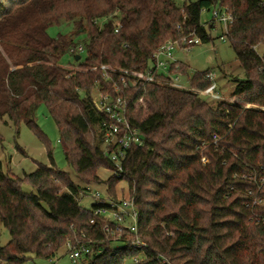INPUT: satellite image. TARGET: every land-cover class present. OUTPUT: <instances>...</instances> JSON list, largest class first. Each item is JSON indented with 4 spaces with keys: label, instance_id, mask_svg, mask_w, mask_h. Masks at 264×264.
I'll return each instance as SVG.
<instances>
[{
    "label": "trees",
    "instance_id": "16d2710c",
    "mask_svg": "<svg viewBox=\"0 0 264 264\" xmlns=\"http://www.w3.org/2000/svg\"><path fill=\"white\" fill-rule=\"evenodd\" d=\"M217 5L233 16L228 40L245 78L235 79L236 102L213 105L171 86L170 76L152 64L167 40H213L201 16ZM63 23L76 27L71 37L49 35L51 26ZM81 35L84 58L70 53ZM263 39L264 0H0V121L8 116L16 127L25 123L42 136L36 115L45 105L67 162L90 182L100 168L112 167L92 90L113 91L120 69L151 70L158 79L128 84L123 92L145 145L130 150L121 177L108 179L110 192L124 179L135 198L139 235L148 243L139 264H264V204H254L255 195L264 198V185L259 190L250 178L264 174V52L257 50ZM67 52L79 70L61 65ZM102 65L116 69H108L112 80ZM175 65L188 74V65L177 61L172 70ZM209 72H196L190 87L211 86ZM48 154L51 165L38 163L24 177L0 164V225L11 235L0 246V264H23L31 255L50 260L82 232L102 236L92 211L77 199L87 188L57 168L50 145ZM24 183L35 192L25 191ZM140 254L130 245L106 244L86 264H124Z\"/></svg>",
    "mask_w": 264,
    "mask_h": 264
},
{
    "label": "rangeland",
    "instance_id": "374dc122",
    "mask_svg": "<svg viewBox=\"0 0 264 264\" xmlns=\"http://www.w3.org/2000/svg\"><path fill=\"white\" fill-rule=\"evenodd\" d=\"M196 0H176L179 5L184 2ZM213 20L211 11H203L201 16V23L210 32L213 40L209 42H199L194 44L190 50H182L178 46L173 49L174 58L180 63L188 65L189 71L187 75L181 76V82L189 85V78L196 72L212 71L216 74L215 82L217 84L216 96L204 94L201 89L190 87L192 92L199 94L209 103L215 105L221 100L229 102H236L232 97L236 86L235 79H244L245 72L237 59L236 53L228 40V38H221L223 35V26L219 22H214V28H210ZM74 24L63 23L62 25H53L48 29V33L52 37H57L60 34H67L71 37V33L75 30ZM84 35L77 37L76 42L82 44ZM257 50L259 53L264 52V39L258 43ZM85 57V53H82ZM61 65L71 70H79V65L74 61V56L69 52L64 54L61 58ZM111 68H113L111 66ZM98 89L92 90V100L97 99ZM146 108L145 101L140 100ZM244 104V103H242ZM246 107L253 106L251 104H244ZM6 121L8 123H6ZM36 123L42 131V136L37 134L27 124L22 123L16 127L8 116L0 121V133L3 137V142L0 144V164L5 172H10L16 176L24 177L37 170L38 163L51 165V160L48 154V146L52 148L53 158L57 168L66 171L74 183L79 184L83 190L78 195L77 199L80 205L84 208L90 209L94 203V198L91 192L99 191L104 196L126 197L132 194L128 182L124 179L120 180L110 192L108 188V179L112 177V173L108 168H100L97 171V179L91 178L88 182L82 176L77 175L74 168L69 165L65 158L63 145L61 143V136L54 118L49 113L45 105H41L36 115ZM209 161V160H208ZM207 161V162H208ZM25 191H33L35 189L28 183H24ZM89 192V193H88ZM87 194V195H85ZM84 195V196H83ZM11 239L9 230L0 225V246L6 245ZM115 246L122 247L123 244L116 242ZM66 244L59 250L58 255L54 257L57 264H74L66 254ZM2 264H7L3 262ZM23 264H53V262L46 258L31 257Z\"/></svg>",
    "mask_w": 264,
    "mask_h": 264
},
{
    "label": "built area",
    "instance_id": "2783aa9c",
    "mask_svg": "<svg viewBox=\"0 0 264 264\" xmlns=\"http://www.w3.org/2000/svg\"><path fill=\"white\" fill-rule=\"evenodd\" d=\"M211 12L213 15L212 21L219 22L223 26L221 38H228L229 27L233 22V16L228 11V8L217 5L213 7ZM199 42H201V38L197 35L186 37L182 40H167L154 53L155 61L152 66H156L159 73L170 76L168 83L171 86L191 89L188 84L181 82L182 74L177 71L178 65H175L172 70V64L178 61L174 58L173 49L178 46L182 50L187 51ZM83 52H85L83 44L70 49L72 54H81ZM101 69L104 70L106 79L112 80L108 69L112 71H116V69L111 68L109 65H102ZM120 73L119 83H114L113 91L98 90L97 99L93 97L94 108L103 115L101 125L102 149L112 163V167L108 168V170L116 177L123 175L130 150L134 147L145 145L141 130L129 118V101L123 93L124 89L128 84L134 85L139 80L153 82L158 79L151 70L144 72L120 69ZM207 76L213 80V83L202 92L216 96V74L211 71ZM218 140V135L214 134V143H217ZM203 146H206V142H203ZM202 160L207 162L208 158L203 156ZM250 178L256 183L259 190L264 185V174H255ZM250 193L252 194V191ZM91 194L94 198V203L90 208L93 213L91 223L100 227L102 236L98 237L97 235H88L82 232L80 237L68 240L66 243V254H68L72 263L86 264L94 256L103 254L106 250V244L112 248H118L115 243L119 242L123 246L130 245L137 248L142 253L139 256L128 259L124 264H139L143 260V254L148 243L139 235V211L134 196L132 194L126 197L104 196L99 191L91 192ZM254 204H264V198L255 195ZM50 260L53 264H57L54 258ZM165 262H167L166 258L163 260V263Z\"/></svg>",
    "mask_w": 264,
    "mask_h": 264
},
{
    "label": "water",
    "instance_id": "95a60500",
    "mask_svg": "<svg viewBox=\"0 0 264 264\" xmlns=\"http://www.w3.org/2000/svg\"><path fill=\"white\" fill-rule=\"evenodd\" d=\"M77 58H79V56H77Z\"/></svg>",
    "mask_w": 264,
    "mask_h": 264
}]
</instances>
